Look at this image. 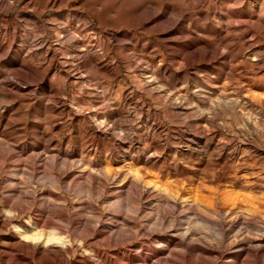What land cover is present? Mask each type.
<instances>
[{
	"label": "rangeland",
	"instance_id": "obj_1",
	"mask_svg": "<svg viewBox=\"0 0 264 264\" xmlns=\"http://www.w3.org/2000/svg\"><path fill=\"white\" fill-rule=\"evenodd\" d=\"M0 264H264V0H0Z\"/></svg>",
	"mask_w": 264,
	"mask_h": 264
},
{
	"label": "bare ground",
	"instance_id": "obj_2",
	"mask_svg": "<svg viewBox=\"0 0 264 264\" xmlns=\"http://www.w3.org/2000/svg\"><path fill=\"white\" fill-rule=\"evenodd\" d=\"M154 191H156V190H154ZM143 195H144V194H143ZM140 199H141V198H140ZM161 220H164V216H163V214H162L161 217H160V221H161ZM54 230L59 231V232L61 231L59 228H56V227H55ZM89 237H90V236H89ZM175 237H176V236H175ZM186 239H187V238H186ZM33 240H34V239H33ZM50 241H51V240H50ZM50 241H47L46 246H51V245H53V244H52V241H51V242H50ZM35 242H36V241H35ZM177 245L179 246V248H183V245H181L180 243H178Z\"/></svg>",
	"mask_w": 264,
	"mask_h": 264
}]
</instances>
